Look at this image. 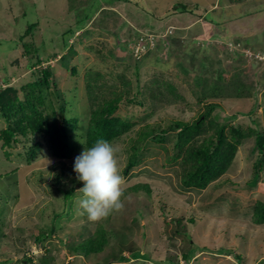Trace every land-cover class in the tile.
Wrapping results in <instances>:
<instances>
[{"label": "rangeland", "instance_id": "rangeland-1", "mask_svg": "<svg viewBox=\"0 0 264 264\" xmlns=\"http://www.w3.org/2000/svg\"><path fill=\"white\" fill-rule=\"evenodd\" d=\"M44 69L52 105L64 102L65 117L78 120L67 133L81 146L59 160L45 137L19 135L10 147L0 140V264H264V223L252 225L255 204L264 203L263 157L249 130L264 135V0H0V86L7 78L24 104L21 87ZM156 75L177 86V100L154 107L147 86ZM111 91L123 94L114 115L133 122L110 142L119 149L125 206L92 222L81 214L83 182L73 168L90 113ZM201 115L192 141L199 151L222 126L230 134L239 125L245 137L226 172L187 190L181 158L173 161L175 123ZM11 120L0 115V131ZM154 129L167 139H154ZM134 145L141 160L125 171ZM98 227L111 232L103 250H75ZM119 251L127 260H115Z\"/></svg>", "mask_w": 264, "mask_h": 264}, {"label": "trees", "instance_id": "trees-1", "mask_svg": "<svg viewBox=\"0 0 264 264\" xmlns=\"http://www.w3.org/2000/svg\"><path fill=\"white\" fill-rule=\"evenodd\" d=\"M176 7L178 8V6L175 5V8ZM29 28L31 29V26H29ZM17 60L18 58L16 60L14 59L10 64L13 65ZM33 69H36L34 63L30 64V70L32 71ZM32 75L33 81L21 87L25 96L24 104L19 98L18 88L11 84L7 78L3 80L5 86H0V115L6 117L8 120L13 118L7 127L0 131V140L3 142V146L10 147L13 142L17 140L19 135L25 138H31V136L45 137L51 156L59 160L69 159L74 156V153L76 152L75 150H79L81 146H73L67 133L68 128H74L78 123V120L75 118L67 119L65 117L66 105L64 102L58 106V110L52 105L49 96L48 82V78L51 76L50 70H34ZM156 76L157 79L153 80V82L156 81V84H153V86H147V92L154 107L159 103L166 105L174 99L177 100V97H180L181 95L178 92L179 90L177 86L173 85L162 76ZM219 77L221 82H226L225 77ZM202 80L203 78L198 75L196 76L195 83H202ZM121 83L125 88L131 89L130 84H127L126 81L122 80ZM90 86V84L87 85V87ZM138 86L139 85H136L135 95L139 92ZM163 87L164 90L161 91ZM241 88L242 90H248L247 87L244 88L242 86ZM156 89L160 96H157V93H154V90ZM210 89L214 95H218L215 87L212 86ZM127 92L129 91L127 90ZM111 93L114 94L111 99L104 100L103 103L98 105V107L90 113L86 135H83L84 144L82 145L85 149L93 146L99 139H104L108 142L117 140L132 127L133 122L114 115V112L117 109V103L123 95L122 92L115 93L114 91H111ZM205 96L207 95H200L197 97V100L201 101ZM132 99L128 98L127 100L132 103L135 101L136 103L141 104L137 98L133 97ZM91 100L96 102L95 96H91ZM40 106L43 107V110L38 108ZM26 108H28V111H26ZM202 117L204 116H199L191 123H175V127L179 128V132L176 135L174 146L179 148L180 152L173 161L177 162L178 159L181 158L179 164L183 165L182 187L187 190L192 188H205L212 181H215L221 174L226 172L234 159L237 147L242 144V139L245 137L242 134V132L245 131L241 129L239 125L231 127L229 131L230 134H226L224 126H222L213 146L209 150L199 151L194 147L192 141L201 133ZM250 129H252L251 132H255V146L258 148V153L263 157L259 161V169L264 170V135L258 130V128H249V130ZM165 132V129H154L151 133L155 135L154 139H157V141H165L167 139ZM149 135V132H141V134H139V139L147 141ZM146 145L147 144L144 146ZM138 149H140L139 146H133L134 152H132L128 158L125 171L134 167L141 160V157L136 154ZM30 150V156L28 157L34 155L35 149L30 148ZM222 183L223 182H219L218 184L213 185L220 186ZM74 189V186L70 187L64 191V195H69ZM254 208V217L256 216L254 218V223L263 224L264 203H256ZM109 235H111V232L102 227H98L95 233L88 235L82 240L75 250L82 247L83 251L88 254L101 252L105 244L108 242ZM115 257V260L118 262L127 260L121 251H119ZM183 258L184 262L187 263L192 256L190 257L188 254H184Z\"/></svg>", "mask_w": 264, "mask_h": 264}, {"label": "clouds", "instance_id": "clouds-1", "mask_svg": "<svg viewBox=\"0 0 264 264\" xmlns=\"http://www.w3.org/2000/svg\"><path fill=\"white\" fill-rule=\"evenodd\" d=\"M118 151L107 140L99 139L75 158L73 170L76 179L83 182L78 189L83 196L79 207L81 214H87L92 222H101L124 209L126 181L121 174Z\"/></svg>", "mask_w": 264, "mask_h": 264}]
</instances>
